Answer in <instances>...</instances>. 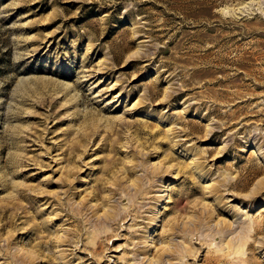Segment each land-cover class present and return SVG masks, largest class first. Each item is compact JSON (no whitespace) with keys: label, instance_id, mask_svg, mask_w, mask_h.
<instances>
[{"label":"rangeland","instance_id":"rangeland-1","mask_svg":"<svg viewBox=\"0 0 264 264\" xmlns=\"http://www.w3.org/2000/svg\"><path fill=\"white\" fill-rule=\"evenodd\" d=\"M0 264H264V0H0Z\"/></svg>","mask_w":264,"mask_h":264}]
</instances>
